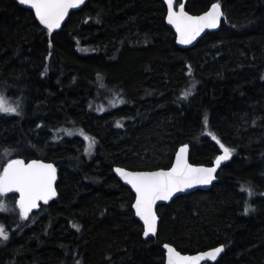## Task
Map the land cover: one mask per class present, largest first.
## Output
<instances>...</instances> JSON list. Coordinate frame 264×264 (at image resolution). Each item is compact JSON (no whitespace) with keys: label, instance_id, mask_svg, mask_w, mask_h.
<instances>
[{"label":"trees","instance_id":"16d2710c","mask_svg":"<svg viewBox=\"0 0 264 264\" xmlns=\"http://www.w3.org/2000/svg\"><path fill=\"white\" fill-rule=\"evenodd\" d=\"M212 3L219 30L180 49L160 0H90L54 33L17 0H0V92L22 113H0V165L7 150L58 170L56 196L26 219L5 196L14 210L0 212L9 234L0 264H164V244L182 254L224 247L204 264H264V0L185 9ZM62 129L94 137L92 154ZM217 141L234 151L216 182L159 206L157 234L143 240L134 196L112 169H168L185 144L189 162L209 166Z\"/></svg>","mask_w":264,"mask_h":264},{"label":"snow or ice","instance_id":"6c2138e0","mask_svg":"<svg viewBox=\"0 0 264 264\" xmlns=\"http://www.w3.org/2000/svg\"><path fill=\"white\" fill-rule=\"evenodd\" d=\"M85 0H19L21 5H29L35 11V16L39 23L43 25L49 33L61 26V21L68 14L70 8L78 7ZM168 5V23L173 24L177 32V40L180 44H188L206 28H215L223 16L219 3H212L209 11L200 16H190L184 11V5H181L180 11L173 10V0H165ZM97 18V23H99ZM50 47L51 41H50ZM47 71V69H45ZM189 75L191 69L189 68ZM98 81H102L103 77L98 74ZM103 87V84H101ZM195 89V83L182 93L181 98L187 100L192 95ZM121 102H123L121 100ZM0 113L21 115V105L19 101L10 103L3 92H0ZM205 126L208 121L205 116ZM117 127L122 125L117 122ZM38 127H40L38 125ZM65 134L72 136L79 133L88 141V147L85 149L88 155L92 154V148L96 144L94 137L87 136L83 129H62ZM213 139H216L213 136ZM217 143H220L217 141ZM188 145H183L177 155L176 162L173 167L167 171L159 172H137L124 174L123 170L116 169L125 175V179L136 192V200L132 207L136 210V215L139 216L144 223V236L148 237L149 233L156 232L157 217L153 212V205L157 200H168L175 193L181 192L186 188H191L194 184H209L215 179L213 173L217 171L216 167L204 168L193 167L184 159L185 150ZM220 148L223 150V155L216 159V165L221 161L228 160L234 151L229 149L224 144L220 143ZM5 155L9 153L5 152ZM56 180V168L52 164H45L40 160H32L25 163L22 159H10L3 171L0 172V195L10 191L19 193L18 206L20 209L21 219H26L28 212L37 207V201L43 200L45 203L50 197L55 196L56 192L53 187ZM241 190L247 192L249 198L256 195L250 185H242ZM10 209L7 203L0 199V212H7ZM250 211H255L253 206L246 202L244 214L247 215ZM77 230H79L78 226ZM9 234L5 230V226L0 224V242L7 241ZM167 248L168 246L165 245ZM171 251V249H170ZM223 251V246H218L211 253L213 259ZM199 257L191 258L184 264H196ZM79 264V261H77ZM168 264H179L178 259L172 256L168 259Z\"/></svg>","mask_w":264,"mask_h":264},{"label":"water","instance_id":"95a60500","mask_svg":"<svg viewBox=\"0 0 264 264\" xmlns=\"http://www.w3.org/2000/svg\"><path fill=\"white\" fill-rule=\"evenodd\" d=\"M88 1H90V0H85V2H84L83 4H81V5H79L78 7L70 8V9L68 10V14H67V15L64 17V19L61 21V26H60L59 28H57V29H54L51 33L59 32V31L61 30V28L63 27L64 23H65V22L67 21V19L69 18V16H70L72 13L77 12V11H79L80 9H82L83 6H84ZM160 1H161V2L164 4V6L166 7V16H165V23H166V26H167L170 30H172V32H173V34H174V36H175V44H176V46H177L178 48H180V49H189V48H192L194 45H196V43H197V42H198L203 36H205L206 34H209V33H213V32L218 31L219 28H220V26H221V22H222L223 16L221 17V20H220V22L218 23L217 27H215V28H206V29H204V31H202L199 35H197V36L191 41V43H188V44H180V43L178 42V40H177V35H178V34H177V32H176V28H175V26H174L173 24H169V23H168V19H167V16H168V5H167V3L165 2V0H160ZM17 2H18V4H19V0H17ZM186 2H187V0H173V10L176 11V12H179V11H180V7H181V5H184V11H185L188 15L195 17V16H200V15H202L203 13L209 11V9H210V7H211V6H210L206 11H204V12H202V13H200V14H191V13L187 12L186 9H185V7H186ZM19 5H20L22 8H24V9H26V10H28V11H31L32 14H33V16H34L35 21L37 22V24H38L41 28L47 30L43 25H41V24L39 23L38 19H37L36 16H35V11H34V9H32L29 5H21V4H19ZM221 11H222V7H221ZM222 13H223V11H222ZM47 31H48V30H47ZM185 145H187V144H185ZM182 146H183V145L179 146V147L176 149L175 154H174V156H173V161H172V163H171V166H170L168 169H157V170H152V171H132V170H128V169H125V168H122V167H114V168L112 169V172H113L114 176H115V177L121 182V184H122L123 186H125L126 188H128V189L131 191V193L133 194V196H134V200H133L132 205L135 203V200H136V192H135V189L132 188L131 184H129V183L127 182V180L125 179V175H124V174H128V173H137V172H159V171L167 172V171H169V170L173 167V165L175 164V162H176V155H177L179 149H180ZM189 151H190V149H189V146H188V148L185 150V153H184V159L187 161V163L190 164V165H192L193 167H204V168L216 167L217 171H216L215 173H213V175L215 176V179L212 180V182L209 183V184H194L191 188H186V189H184V190L181 191V192H177V193H175V194H174L171 198H169L168 200H157V201L154 203V205H153V212H154L155 216L157 217V220H156V232H155V233H149V236H148V237H145V236H144L145 226H144L143 220H142L139 216L136 215V210H135V209L132 207V205H131V210H132V212H133V214H134V218H135V220L140 224V226L142 227V238H143V240H148V239L155 238V236H156V234H157V230H158V225H159L160 219H159V217H158V215H157L156 210H157V208H158L159 206H161V205H168V204H170V203H171L176 197H179V196L187 195V194H190V193H193V192H196V191H207V190H209V189L211 188V186H212V185L216 182V180H217L216 175H217L218 171L221 169V167H222L223 165H225L226 163H228V162L231 160V158H232V155H231L230 158H229L228 160L221 161L219 165H216L215 162H216L217 157L220 156V155H223V150L221 149V150H220V153L218 154V156L215 158V160L213 161V163H212L211 165H209V166H205V165H196V164H192L191 162H189ZM17 159H21V158H17ZM22 160H24V159H22ZM32 160H36V159H32ZM32 160H28V161H25V160H24V161H25V163H28V162H30V161H32ZM40 161H41V160H40ZM42 162L45 163V164H51V163L44 162V161H42ZM6 165H7V164H6ZM6 165H5V166H6ZM52 165H53V164H52ZM53 166H54V165H53ZM54 167H55V166H54ZM55 168H56V167H55ZM116 169H121V170H123V173H124V174H122V173H120V172H117ZM2 171H3V170H2ZM57 182H58V170L56 169V180L54 181V184H53V187H54V189H55V192H56V184H57ZM4 195H13V196H15V197H16V204H17V206H18V203H17V202H18V200H19V198H20L18 192H15V191L13 190V191H10V192H8V193H6V194H4ZM55 196H56V195H55ZM55 196L50 197L49 200L47 201V203H45L43 200L37 201V207L31 209V210L28 212V216L31 215V214H34V213L39 209V207H40L41 205H47V204L49 203L50 199L54 198ZM18 208H19V206H18ZM28 216H27V217H28ZM165 245H167L168 247L166 248ZM215 248H216V247H215ZM215 248H212V249H209V250H205V251H203V252L194 253V254H182V253H180L178 250H176L172 245L164 244V245L162 246V250H163V252H164V264H168V259H169L170 256H172V257H174V258H177L179 264H184L185 261H187V260H189V259H191V258H195V257H199V259L196 261V264L215 263V262H217V261L219 260V258H220V257L222 256V254L224 253V247H223V251H222L219 255H217V256L215 257V259H213V257H212L209 253H211L212 250H214ZM170 249H171V251H170Z\"/></svg>","mask_w":264,"mask_h":264},{"label":"rangeland","instance_id":"374dc122","mask_svg":"<svg viewBox=\"0 0 264 264\" xmlns=\"http://www.w3.org/2000/svg\"><path fill=\"white\" fill-rule=\"evenodd\" d=\"M263 79H264V75H263ZM8 99V98H7ZM117 101H118V99L116 98L115 99V97H112V99L110 100V104L111 105H115L116 103H117ZM15 103V102H14ZM83 139H84V137H83ZM84 141H85V145L88 147V141H86L85 139H84ZM16 153V152H15ZM14 157V155L13 154H9V155H6V156H4L3 157V160L1 161V165H0V172H1V170L3 169L2 167L5 165V163L8 161V160H10L11 158H13ZM0 199H3L6 203H7V201H8V199L5 197V195H0ZM16 205V204H15ZM7 206H8V208H9V204L7 203ZM13 210H14V208L11 206L10 207V211L11 212H13ZM7 212H9V211H7ZM19 215H20V213H19Z\"/></svg>","mask_w":264,"mask_h":264},{"label":"clouds","instance_id":"9594fccd","mask_svg":"<svg viewBox=\"0 0 264 264\" xmlns=\"http://www.w3.org/2000/svg\"><path fill=\"white\" fill-rule=\"evenodd\" d=\"M254 208V207H253ZM250 212H253V211H250Z\"/></svg>","mask_w":264,"mask_h":264},{"label":"flooded vegetation","instance_id":"af4514ba","mask_svg":"<svg viewBox=\"0 0 264 264\" xmlns=\"http://www.w3.org/2000/svg\"><path fill=\"white\" fill-rule=\"evenodd\" d=\"M4 195V194H3ZM6 196V195H5ZM20 212V211H19ZM32 215V214H31Z\"/></svg>","mask_w":264,"mask_h":264}]
</instances>
